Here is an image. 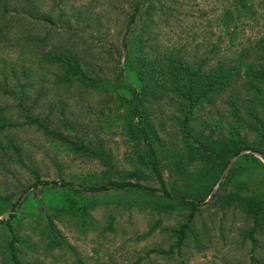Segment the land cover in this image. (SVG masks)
Wrapping results in <instances>:
<instances>
[{
    "label": "rangeland",
    "instance_id": "374dc122",
    "mask_svg": "<svg viewBox=\"0 0 264 264\" xmlns=\"http://www.w3.org/2000/svg\"><path fill=\"white\" fill-rule=\"evenodd\" d=\"M1 3V1H0ZM130 0H36L33 12H11L5 17L10 26L6 38L0 42V74L8 81L0 89V107L8 118L18 122L10 131L21 148L15 152H0V220L12 219L20 236L31 239L29 259L44 264H250L252 257L264 264V224L256 232L258 244L253 249L247 238L253 223L234 205L222 206L219 201L205 200L198 214L197 231L200 243L190 236L182 248L171 250L174 242L171 229L185 221L188 212L157 211L156 205L165 199L153 198L136 191L80 190L96 180L104 169L98 161L88 160L70 152L65 146L33 127L20 125L16 95L24 91L26 103L44 116H50L55 126L60 110L66 108L68 117L78 127L100 135L111 153L115 168L122 178L134 170V140L124 128L122 111L105 96L68 93L55 86L56 66L46 57L49 49L72 50L84 58L107 79L116 80L123 68L120 91L130 96V87L139 81L133 68V51L138 23L127 34L126 12ZM174 12L167 22L158 21L154 35L168 46H176L195 58L231 56L243 44H249L264 28V8L258 21L244 23L238 29L226 27L220 18L223 0H170ZM14 4V5H13ZM11 7L16 8L15 3ZM48 31L45 42H41ZM128 40L127 50L123 42ZM1 78V77H0ZM178 102L163 98L149 112L165 149L161 154L162 168L168 182H175L171 159L173 146L179 142L177 129ZM223 105L206 106L196 122L200 127L205 118L225 112ZM7 137L1 140L6 141ZM264 163V157L255 154ZM250 151H243L233 162L249 159ZM142 174L132 180L160 187L154 173L140 166ZM258 169L253 173L256 179ZM49 181L34 186L37 180ZM56 181L59 185L52 182ZM256 181V180H255ZM66 182L67 185H63ZM219 184L216 186V188ZM216 190V189H215ZM214 190V191H215ZM84 196V197H81ZM19 202L16 209L13 206ZM89 207L91 228L84 231L73 215L56 219L66 244L48 250L35 227L56 210ZM0 223V264H8L4 245L9 229ZM10 235V236H9Z\"/></svg>",
    "mask_w": 264,
    "mask_h": 264
},
{
    "label": "trees",
    "instance_id": "16d2710c",
    "mask_svg": "<svg viewBox=\"0 0 264 264\" xmlns=\"http://www.w3.org/2000/svg\"><path fill=\"white\" fill-rule=\"evenodd\" d=\"M0 1V42H3L10 28L6 24V15L19 13L18 6L20 12L31 14L36 8V0ZM64 1L58 0V3ZM169 1L130 0L126 12L127 34L140 21L132 68L139 86L130 87V96L120 91V79L124 76L121 66L120 72L116 74L117 79L111 80L72 50L49 49L45 54L56 66L55 86L58 89H65L68 93L80 91L103 95L118 105L122 111L124 128L134 140L136 148V156L132 158L135 169L126 172L130 178L119 176L121 173L115 168L105 140L100 135L92 136L81 130L68 117L65 106L60 110V126L57 127L50 116H44L32 104L26 103L24 91H21L16 95L18 102L15 106L23 120L20 125L36 128L73 154L98 161L104 167L92 184L78 187L80 190L136 191L165 199V203L156 205L159 212H188L185 221L171 229L174 238L171 250H180L190 236L194 237L197 244L201 242L196 221L201 206L209 197L210 200L219 201L222 206L234 205L253 223L247 238L255 249L259 243L256 232L264 224V163L255 155L258 153L264 157V28L249 44L241 45L231 56L192 60L188 52L162 44L154 35L158 21L167 22L173 16L174 9ZM223 1L220 18L227 28L238 29L244 23L258 21L259 10L264 8V0ZM13 3L16 8H10ZM47 37L48 31L41 42H45ZM127 42V39L123 42L124 50H127ZM0 77L1 89L4 80L6 82L8 79L1 74ZM166 97L176 100L179 106L177 129L180 139L171 148L173 156L170 157L172 174L176 179L171 183L164 175L161 161V154L167 149L149 118L154 105ZM209 105L211 108L223 105L226 110L218 116L205 118L204 123L198 127L196 122ZM10 108L0 107V152H15L21 161L20 146L12 136H8L11 130L19 126L16 120L7 117L6 109ZM7 136L6 141L1 140ZM243 151H250L246 163H232L233 158ZM140 166L154 173L160 187L132 180L142 174ZM256 169L260 175L254 179L252 175ZM40 183L50 182L38 178L34 186ZM52 183L59 185L56 181ZM63 185H67L66 182ZM18 203L14 204L13 210ZM64 214L73 215L82 231L94 225V221L90 220L88 206L84 209L71 206L47 215L46 220L35 227L40 230L42 242L50 251L66 244L56 224V219ZM14 217L12 213L9 219L0 220V223L5 224L4 227H8L11 235L9 239L5 237L4 255L7 263L44 264L27 257V252L32 248L31 239L20 236L15 230L12 223ZM250 264H258L255 256Z\"/></svg>",
    "mask_w": 264,
    "mask_h": 264
}]
</instances>
